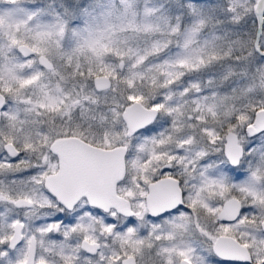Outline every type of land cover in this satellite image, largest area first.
Listing matches in <instances>:
<instances>
[{
  "label": "snow or ice",
  "instance_id": "obj_1",
  "mask_svg": "<svg viewBox=\"0 0 264 264\" xmlns=\"http://www.w3.org/2000/svg\"><path fill=\"white\" fill-rule=\"evenodd\" d=\"M0 264H264V0H0Z\"/></svg>",
  "mask_w": 264,
  "mask_h": 264
}]
</instances>
